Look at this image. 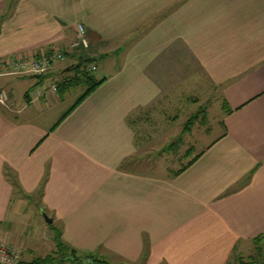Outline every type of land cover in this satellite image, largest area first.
Returning a JSON list of instances; mask_svg holds the SVG:
<instances>
[{
	"label": "crops",
	"instance_id": "obj_1",
	"mask_svg": "<svg viewBox=\"0 0 264 264\" xmlns=\"http://www.w3.org/2000/svg\"><path fill=\"white\" fill-rule=\"evenodd\" d=\"M14 1L3 15L0 0V243L34 257L54 225L66 245L110 264H230L255 248L264 236V0ZM78 25L89 41L79 51ZM53 48L67 60L83 51L104 80L55 129L49 112L62 88L54 94L52 82L36 99L39 78L3 63ZM70 71L59 62L48 80ZM20 80L31 82L23 99ZM203 81L231 110L221 136L188 167L136 170L134 114Z\"/></svg>",
	"mask_w": 264,
	"mask_h": 264
},
{
	"label": "rangeland",
	"instance_id": "obj_2",
	"mask_svg": "<svg viewBox=\"0 0 264 264\" xmlns=\"http://www.w3.org/2000/svg\"><path fill=\"white\" fill-rule=\"evenodd\" d=\"M17 1L6 0V9L3 15H7L9 9H15ZM79 50V49H78ZM86 54H83V56ZM80 56L62 61L63 67L67 65L71 69L75 65L73 63H80ZM88 58V57H86ZM72 65V66H71ZM88 62H84L83 66L79 69H72L68 72V75L62 72L61 79L59 77H50V71L47 76L39 78L40 85L38 86L39 91H45L48 86H51L52 82L63 84V80L66 77H75L78 72H82L85 68H88ZM92 76H101V69L97 72H92ZM31 82H23L20 80V85L23 86L21 89V97L23 99L24 92L27 91ZM56 84V85H57ZM62 88V96L58 100V105L54 107L49 114H52L51 120L54 116H62L67 112L76 102V100L85 91L84 86H73V88H67L64 85ZM195 92L187 91L179 95L174 92L171 95L170 100L165 102L164 108L160 105L154 109L155 113L151 112H137L134 114L132 119L136 126V146L138 153L134 158V165L136 170H145L146 166L152 164L160 165L163 161L168 167L176 166L182 168L186 166L194 156H197L201 152L205 151L209 145H211L224 131L222 124L223 120V107H222V95L221 92L215 91L214 86H210L207 82L203 81L201 84L196 85ZM196 100V102H194ZM191 117H196V121H191ZM191 129V134H184L185 129ZM180 136V139H177ZM175 145V148L172 146ZM193 149V153L184 156V154ZM166 150V152L164 151ZM171 150V151H170ZM168 151L169 154H168ZM174 163V164H173ZM42 215V214H41ZM43 218V216H42ZM43 222L45 219L43 218ZM46 223V222H45ZM60 226H58L59 228ZM40 250L38 255L34 257H27L24 255L22 258V252L19 260L15 263L18 264L22 261L30 262L36 258H44L49 255L56 256V244L54 242V234L51 233V240L44 241L37 250ZM38 250V251H39ZM67 253V252H66ZM68 252L66 255H69ZM239 257V258H238ZM241 257V258H240ZM67 258V257H66ZM238 258V259H237ZM240 259L244 263L249 264H264V250L257 251L253 246L250 250L245 252L237 253L234 260L230 264H239ZM64 264H73L68 259H62Z\"/></svg>",
	"mask_w": 264,
	"mask_h": 264
},
{
	"label": "trees",
	"instance_id": "obj_3",
	"mask_svg": "<svg viewBox=\"0 0 264 264\" xmlns=\"http://www.w3.org/2000/svg\"><path fill=\"white\" fill-rule=\"evenodd\" d=\"M5 15V14H4ZM5 16H1L0 20L3 19ZM79 51V50H78ZM68 54L66 53V56ZM75 56H80V63L76 64L74 67H71L72 69H80L84 62H88V66L93 64L95 61L94 59H89L83 56V51L79 52ZM87 66V67H88ZM91 71L88 70V68H85L82 70V72H78L77 75L74 77H70L67 80L63 82L62 85H64L67 88L73 87V86H84L85 91L83 94L76 100L74 105L67 111L65 112L60 118L58 123L53 127L55 129L61 122H63L86 98H88L103 82L104 80H98L96 77L91 75ZM46 76V75H45ZM44 76H40V78H43ZM40 81V80H39ZM61 84L58 86L59 88L62 86ZM224 111L231 112V110H228L227 105H224L223 107ZM190 124V123H189ZM52 129V130H53ZM189 153V151H187ZM187 156V155H186ZM191 163H188L187 167ZM185 167V168H187ZM184 169H182L180 172H183ZM52 230L54 234V242L57 247V251L54 255H49L44 258H36L33 259L30 262L27 261H22L19 262L18 264H64L62 263V259L72 261L73 264H110L104 259L96 257L94 254H82L79 253L77 250L69 247L66 245L63 240H62V232L60 229L54 227L52 225ZM253 244L255 246V249L257 251H263L264 250V236H259L256 237L253 240ZM69 252V255H66ZM67 257V258H66ZM241 264H249V263H244V261L241 262Z\"/></svg>",
	"mask_w": 264,
	"mask_h": 264
},
{
	"label": "built area",
	"instance_id": "obj_4",
	"mask_svg": "<svg viewBox=\"0 0 264 264\" xmlns=\"http://www.w3.org/2000/svg\"><path fill=\"white\" fill-rule=\"evenodd\" d=\"M89 47V41L85 34V29L82 25H78V38L72 45V48H84ZM66 53L59 49L53 48L49 52H42L35 54L29 58H16L13 61H4L8 74L21 75V76H45L49 73L52 67L65 60ZM95 66L91 67L89 71L94 72ZM58 91V85L52 86V92L56 94ZM44 95L43 91H37L35 93L36 99L41 98ZM6 94L3 93L0 96V104L6 105ZM21 256V251L15 246L0 243V264H15Z\"/></svg>",
	"mask_w": 264,
	"mask_h": 264
},
{
	"label": "water",
	"instance_id": "obj_5",
	"mask_svg": "<svg viewBox=\"0 0 264 264\" xmlns=\"http://www.w3.org/2000/svg\"><path fill=\"white\" fill-rule=\"evenodd\" d=\"M36 78H40V76L39 75H36ZM41 214L44 217V219H45V221H46V223L48 225H52L53 224V222H54L53 219L50 218V217H48V215L46 214V212L44 210H42V209H41Z\"/></svg>",
	"mask_w": 264,
	"mask_h": 264
}]
</instances>
